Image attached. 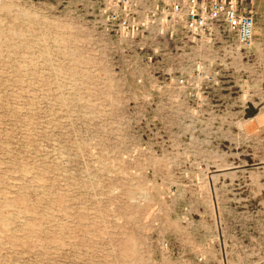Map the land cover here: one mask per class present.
<instances>
[{"label": "rangeland", "instance_id": "374dc122", "mask_svg": "<svg viewBox=\"0 0 264 264\" xmlns=\"http://www.w3.org/2000/svg\"><path fill=\"white\" fill-rule=\"evenodd\" d=\"M111 5L0 0V264H264V24L245 55Z\"/></svg>", "mask_w": 264, "mask_h": 264}, {"label": "built area", "instance_id": "2783aa9c", "mask_svg": "<svg viewBox=\"0 0 264 264\" xmlns=\"http://www.w3.org/2000/svg\"><path fill=\"white\" fill-rule=\"evenodd\" d=\"M109 19L126 35L144 30L147 34L179 31L212 37L219 35L238 43L245 55L257 34V16H264L254 6V0H108ZM119 7V8H118ZM141 11L144 19L130 21L128 12ZM242 53V52H241Z\"/></svg>", "mask_w": 264, "mask_h": 264}, {"label": "crops", "instance_id": "0c3cea01", "mask_svg": "<svg viewBox=\"0 0 264 264\" xmlns=\"http://www.w3.org/2000/svg\"><path fill=\"white\" fill-rule=\"evenodd\" d=\"M254 6H255L256 11L261 13L264 10V0H254ZM257 22H258L259 26L261 27V25L264 24V18H262V16H257ZM258 33L256 35V39H259L261 37L260 34H258ZM255 53H256V51H254V54ZM263 114L264 113L259 112V113L254 114L253 117H251L252 120L254 122H256V125H257L256 126L257 128H255V131L262 138H264V115Z\"/></svg>", "mask_w": 264, "mask_h": 264}]
</instances>
